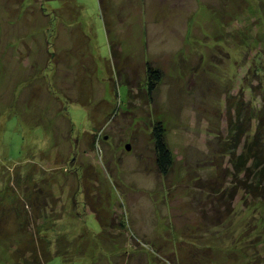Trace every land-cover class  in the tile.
Listing matches in <instances>:
<instances>
[{
    "label": "rangeland",
    "instance_id": "1",
    "mask_svg": "<svg viewBox=\"0 0 264 264\" xmlns=\"http://www.w3.org/2000/svg\"><path fill=\"white\" fill-rule=\"evenodd\" d=\"M258 129L264 0H0V264H264Z\"/></svg>",
    "mask_w": 264,
    "mask_h": 264
},
{
    "label": "trees",
    "instance_id": "2",
    "mask_svg": "<svg viewBox=\"0 0 264 264\" xmlns=\"http://www.w3.org/2000/svg\"><path fill=\"white\" fill-rule=\"evenodd\" d=\"M159 78H160V73L158 71H154L150 69L148 70L146 79H148L147 87L149 91H151L154 88V85L156 81L159 80ZM260 130L258 129V131L254 133L253 139L251 141H248V138L246 136L242 146L244 150L237 155V160L235 162L232 157H230V160L233 163V168L236 169V171L241 172V171L250 170L251 172L253 168H256V170L261 172L260 178H262L264 177V163H261L262 148H261V144L257 143V141L260 139V132L262 134L264 130L263 129ZM230 134H232L231 138H233L234 141L239 140L240 136L243 135V129H241V122H236L234 123V125H232ZM263 135L264 134H262V137ZM151 137L154 145L156 170L158 171V173L166 175L171 168L173 162V155L171 154V151L165 140V126L163 122H161L160 120L156 121L152 126ZM253 145H255L254 149H252ZM249 158L252 159L253 163L251 165L246 166L247 159ZM246 186H251V185H246ZM259 189H261L260 195L264 194V184H261V188L260 185H258L257 191Z\"/></svg>",
    "mask_w": 264,
    "mask_h": 264
},
{
    "label": "water",
    "instance_id": "3",
    "mask_svg": "<svg viewBox=\"0 0 264 264\" xmlns=\"http://www.w3.org/2000/svg\"><path fill=\"white\" fill-rule=\"evenodd\" d=\"M127 149H129V144L127 143V146H126Z\"/></svg>",
    "mask_w": 264,
    "mask_h": 264
}]
</instances>
